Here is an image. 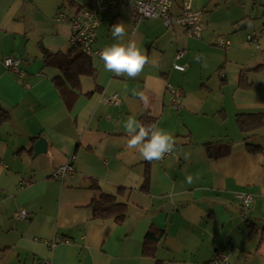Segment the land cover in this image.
Segmentation results:
<instances>
[{
  "label": "crops",
  "instance_id": "obj_1",
  "mask_svg": "<svg viewBox=\"0 0 264 264\" xmlns=\"http://www.w3.org/2000/svg\"><path fill=\"white\" fill-rule=\"evenodd\" d=\"M185 1L176 0V12ZM191 1L193 9L203 11ZM88 3L0 0V110L9 116L0 124V264H209L218 251L230 255V264H264V151L250 153L236 122L240 113L264 115V59L248 43L247 33L236 30L241 24L248 28L245 10L238 9L226 22L203 11L200 43L210 45L205 41L211 32L222 31L229 54L237 56L238 77L222 97L205 83L198 98L172 86L173 73L188 69L190 49L182 33L189 35L156 18L132 31L125 8L101 15L95 49L112 44V26L123 23L124 41L135 40L149 58L143 71L135 79L117 77L86 55L96 77L83 75L77 87L69 85L62 94L55 82L63 74L44 58L46 53H81L66 50L71 25L58 21L57 13ZM260 42L262 50L264 37ZM180 50L185 54L178 61ZM175 53V63L186 71L170 66ZM8 57L21 60L24 76L5 66ZM242 72L248 87L239 84ZM226 78H221L224 84ZM113 96L118 103L108 99ZM144 112L174 138L172 154L161 163L146 161L127 146L123 123L128 116L140 121ZM254 133L249 142L264 147V127ZM40 138L48 149L34 156ZM70 161L74 173L57 177ZM187 175L193 176L191 184ZM96 184L128 205L123 221L93 219ZM242 192L254 196L250 209L241 206L237 195ZM21 210L27 211L26 219L17 218ZM154 229L166 234L156 258L144 254Z\"/></svg>",
  "mask_w": 264,
  "mask_h": 264
},
{
  "label": "built area",
  "instance_id": "obj_2",
  "mask_svg": "<svg viewBox=\"0 0 264 264\" xmlns=\"http://www.w3.org/2000/svg\"><path fill=\"white\" fill-rule=\"evenodd\" d=\"M125 8L131 12L132 31H135L138 25L146 19L156 18L162 19L168 27L175 25L185 29L190 37L200 38L205 31L206 24L203 20V11L192 8V1L187 0L182 7L176 12V0H89L86 6L68 13L66 10H59L57 20L60 22H68L71 25V34L69 37V46L73 51L81 52L88 56L98 58L99 53L103 49H95L97 41V33L101 22V15L109 11ZM250 44H256L260 49V37L248 36ZM217 46L222 48L229 47V43L225 38H218ZM185 52L180 50L176 56V60H181ZM5 66L12 72L24 76L20 69L21 60L16 57H8L4 60ZM174 69L186 71V66L180 63L174 64ZM224 76V75H223ZM175 93V89L170 87ZM112 103H118L117 96L108 98ZM174 107L179 108V101H174ZM172 151L167 153L162 160L156 161L161 163L168 158ZM74 157L71 159L73 161ZM72 161L61 166L55 173L57 177L64 178L67 174L74 173ZM244 210L250 209L254 203V196L250 192H242L237 195ZM27 211L21 210L17 216L19 219L27 218ZM60 240L56 239L51 244L55 246ZM209 264H230V255L225 251H218Z\"/></svg>",
  "mask_w": 264,
  "mask_h": 264
},
{
  "label": "rangeland",
  "instance_id": "obj_3",
  "mask_svg": "<svg viewBox=\"0 0 264 264\" xmlns=\"http://www.w3.org/2000/svg\"><path fill=\"white\" fill-rule=\"evenodd\" d=\"M195 4L201 5V7L198 8H202L206 17L215 14L217 17L225 20V22L230 16H237L240 10H245L243 12L245 15L244 23L248 28L245 30H240L241 26L243 25L241 24L236 27V30L247 33V37L257 35L260 37V40L261 37H264V34L262 36V32L264 31V0H207L204 4L201 0H195ZM243 6L245 8H243ZM67 12L70 14L72 13L71 10H68ZM223 28L228 27L225 24ZM255 28H258V33H256ZM182 36L186 39L184 44L185 47L190 49V51H188L190 56L189 59H187L189 61V65L185 73H173L171 85L177 89H179V87H183L187 94L191 93L194 97L198 98L200 96L201 90L203 89L202 84L205 83L213 89V93L215 95L219 94L222 97L225 87L232 84V80L237 78L239 73L238 65L236 64L237 56L229 54L230 50L228 51L227 48L214 45L217 43L216 38L218 36H220L219 38H226L225 36H227V34L224 35L222 31L218 30L215 32L212 31L211 35L209 36L210 41H205L210 42V45L208 46L201 44V39L191 38L184 35L183 33ZM51 37V35H48L45 37V40L47 41ZM42 44V46H45L44 43ZM253 47L254 52L258 55L260 54V57L263 60L264 49L260 50L262 47L258 49L255 43L253 44ZM69 48L70 47L68 45L66 50ZM197 55L202 56V59L199 62H197L195 59ZM175 56L176 53L174 54L173 58H171L170 66L175 64ZM221 65H224V67L219 70ZM224 74L227 77V80L225 79V84L221 81V78H225L222 77ZM203 75H205V78L201 80Z\"/></svg>",
  "mask_w": 264,
  "mask_h": 264
},
{
  "label": "trees",
  "instance_id": "obj_4",
  "mask_svg": "<svg viewBox=\"0 0 264 264\" xmlns=\"http://www.w3.org/2000/svg\"><path fill=\"white\" fill-rule=\"evenodd\" d=\"M44 60L47 65H53L62 72L63 78L55 82L56 87L62 94L69 85L77 87L81 76L87 75L96 77L97 75V71L93 66V60L82 53H77L75 55H66L61 52L46 53ZM222 77H226L225 74ZM245 82H248L247 74L242 72L239 81L240 86L248 87L245 85ZM220 114L223 117V112H220ZM8 118V114L0 110V124L6 122ZM140 122L145 126H155V119L147 112L142 114ZM236 122L240 130L245 134L247 148L250 153L257 154L264 151V147L249 142V139L255 136L254 131L264 127V115L262 113H240L236 117ZM211 146L212 144L207 145L208 150L213 152ZM215 155L217 154L215 153ZM93 188L98 192V196L95 197L91 204L94 220L114 218L121 222L128 216V205L126 203L118 202L116 195L102 192L97 184L94 185ZM252 229L253 231L256 230L253 227ZM165 236L166 234L162 230H152L145 241L144 254L148 257L156 258L159 244ZM262 241H264V234Z\"/></svg>",
  "mask_w": 264,
  "mask_h": 264
},
{
  "label": "clouds",
  "instance_id": "obj_5",
  "mask_svg": "<svg viewBox=\"0 0 264 264\" xmlns=\"http://www.w3.org/2000/svg\"><path fill=\"white\" fill-rule=\"evenodd\" d=\"M126 30L123 23L112 26V37L114 42L105 45L99 56L104 64V69L115 76H127L135 79L143 71L149 58L135 40L124 41ZM199 62L201 55L195 57ZM157 64L156 60L152 61ZM143 99V97H141ZM125 133L128 137L127 146L129 149H137L146 161H159L174 150L175 141L171 133L154 125H143L134 116H128L123 123ZM187 158V157H186ZM199 177L197 176L196 179ZM186 182L191 184L193 176L187 175Z\"/></svg>",
  "mask_w": 264,
  "mask_h": 264
},
{
  "label": "water",
  "instance_id": "obj_6",
  "mask_svg": "<svg viewBox=\"0 0 264 264\" xmlns=\"http://www.w3.org/2000/svg\"><path fill=\"white\" fill-rule=\"evenodd\" d=\"M246 29V26H241L240 30ZM48 149V142L44 138H40L34 145V156H38L42 153H46Z\"/></svg>",
  "mask_w": 264,
  "mask_h": 264
}]
</instances>
